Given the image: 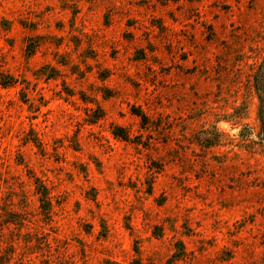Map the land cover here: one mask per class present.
<instances>
[{"label": "rangeland", "instance_id": "374dc122", "mask_svg": "<svg viewBox=\"0 0 264 264\" xmlns=\"http://www.w3.org/2000/svg\"><path fill=\"white\" fill-rule=\"evenodd\" d=\"M263 63L264 0H0V264H264Z\"/></svg>", "mask_w": 264, "mask_h": 264}, {"label": "trees", "instance_id": "16d2710c", "mask_svg": "<svg viewBox=\"0 0 264 264\" xmlns=\"http://www.w3.org/2000/svg\"><path fill=\"white\" fill-rule=\"evenodd\" d=\"M255 89L259 98V110L258 115L262 124L264 125V63L261 65L258 73L254 77ZM47 194H42V202L45 201Z\"/></svg>", "mask_w": 264, "mask_h": 264}]
</instances>
